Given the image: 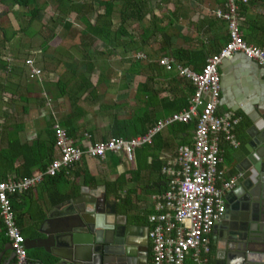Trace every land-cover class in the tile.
<instances>
[{
	"label": "crops",
	"instance_id": "1",
	"mask_svg": "<svg viewBox=\"0 0 264 264\" xmlns=\"http://www.w3.org/2000/svg\"><path fill=\"white\" fill-rule=\"evenodd\" d=\"M55 1L34 0L38 13L30 23L29 9L0 2V19L8 26L0 27L1 181L32 176L57 158L51 132L54 123L67 130L76 145L104 141L113 137V123L138 112L146 96L148 110L157 112L159 100H172L176 92L185 91L187 85L165 82L155 70L129 74L131 65H155L158 59L166 58L175 66L199 72L205 59L227 42L224 22L213 16L223 0H111L112 26L98 28L103 30L100 33H109L105 39L94 35L98 29L93 25L96 15L104 14L108 0H88L92 10L84 13L82 20L67 17L69 26L58 21L61 15ZM119 14H142V19L126 20L119 26ZM238 30L246 45L264 50V0H247L240 5ZM26 60H32L33 67L40 71L39 78H28ZM218 77L216 113H229L237 120L233 129L236 146L219 143L217 167L222 180H227L236 176L235 166L249 142L252 120L264 115V80L257 65L240 53L219 64ZM129 97L133 107L124 101ZM165 129L161 131L163 135ZM191 133L187 134L188 144ZM177 147L160 150L155 163L136 148L131 162L109 154L102 161L82 159L60 179L43 177L30 190L13 197V215L21 236L24 240L42 238L39 230L46 214L58 204H50V195L70 198L79 189L88 195L104 194L105 200L114 203L117 214L126 216L128 224L138 229L145 224L149 228L147 216L152 213V198L160 195L163 188L161 168L171 163ZM24 160L33 163L29 176L22 175ZM157 163L159 173L155 171ZM120 178L125 183L118 194L124 196L123 203L106 195L104 187V183L112 184ZM216 187L220 189L221 181ZM227 192L222 195L224 206ZM40 214L44 215L42 221ZM1 234L0 223V252L8 243L1 242ZM223 234L222 230L208 234L207 264H222L214 253ZM35 253L44 254L41 249L26 251L31 264H37ZM8 255L4 253L0 263Z\"/></svg>",
	"mask_w": 264,
	"mask_h": 264
},
{
	"label": "built area",
	"instance_id": "2",
	"mask_svg": "<svg viewBox=\"0 0 264 264\" xmlns=\"http://www.w3.org/2000/svg\"><path fill=\"white\" fill-rule=\"evenodd\" d=\"M247 0H223L220 9L213 11L216 20L227 30V42L215 54L207 57L199 72L175 66L166 58L157 63L167 72H175L187 80L193 92L184 110L153 124L144 135L129 140L110 137L104 141L76 145L57 123L51 126L53 146L57 158L42 171L16 181H0V223L13 253L12 264H24L26 250L10 207V197L27 192L41 182L43 177L53 178L66 174L82 159L102 161L107 155L121 156L132 161L136 148L151 144L152 137L174 123L194 122L191 143L176 148L171 163L161 168L166 179L165 191L152 198V213L147 216V239L150 257L146 264H207L209 253L207 236L224 213L222 195L235 186V177L222 180L218 170L219 143L234 148L233 129L237 120L229 113H216L219 92L218 66L236 53L254 62L264 80V50L245 44L238 30L240 5ZM28 78L37 79L40 71L26 60ZM221 181L218 189L216 183Z\"/></svg>",
	"mask_w": 264,
	"mask_h": 264
},
{
	"label": "water",
	"instance_id": "3",
	"mask_svg": "<svg viewBox=\"0 0 264 264\" xmlns=\"http://www.w3.org/2000/svg\"><path fill=\"white\" fill-rule=\"evenodd\" d=\"M250 130L235 166L236 186L224 196V213L211 229L213 234L224 232L214 253L222 264H264V115L252 120ZM137 229L117 214L104 194L79 189L76 196L49 209L39 230L42 238L24 240V248L41 249L53 264H138ZM6 252L0 264L13 262L8 243L0 259ZM24 264L31 262L26 258Z\"/></svg>",
	"mask_w": 264,
	"mask_h": 264
},
{
	"label": "trees",
	"instance_id": "4",
	"mask_svg": "<svg viewBox=\"0 0 264 264\" xmlns=\"http://www.w3.org/2000/svg\"><path fill=\"white\" fill-rule=\"evenodd\" d=\"M1 3H4L5 5L9 6H18L21 8H27L29 9L28 16V23H30L37 15L38 10L34 6V0H0ZM56 9L60 13V17L58 18V21H60L61 25L63 26H69V22L66 21V18H70V20H75L76 18L78 20H82V17H84L86 12L92 10L91 8V1L88 0H81L79 2H71L70 0H56ZM111 0H108L104 4L105 12L101 15H96L94 27L98 28H104L107 29L112 26L111 24V18L112 14L109 13V6H111ZM98 4H100L98 2ZM83 13V14H79ZM120 23L119 26H123L126 20H136L140 21L142 19V14H119ZM84 22V21H83ZM100 31L103 32V30L98 29L97 33H94L95 36L99 38L103 37H109V33H100ZM99 32V33H98ZM105 39V38H103ZM192 62V60L190 61ZM149 70H155L157 75L161 77V79L165 82L174 83L176 85H187L185 88V91H178L173 96L172 100H168L167 98L159 100L156 105H160L159 110L157 112H150L149 109V101L148 97L146 96L145 100L142 99V106L138 112H134L130 116H127L123 120H116L111 129V134L115 138H121L123 140H129L135 136H141L146 133V130L151 127L158 119L164 116H168L174 112L180 111L187 107V100L189 96L193 92V88L190 85V83L183 78H179L176 75L169 73L167 71H164L162 67H160L157 64H145V65H131V67L128 69L129 74L133 73H144L147 74V71ZM146 88V86H143L142 89ZM153 108V106H152ZM194 126V122H189L187 124L182 123H174L170 126H168L163 132H160L152 137L151 145L150 146H142L139 148L145 155L151 157V160H153L152 163H155L157 154L162 149H167L170 146L173 145L179 146V145H189L187 137L188 133L192 131ZM67 136L70 137L69 132L66 130ZM33 163H27L24 160V163L21 166V170L23 172V176H29L30 169L32 167ZM137 166V161L136 164ZM46 166H44L42 169H44ZM160 170V163H157V168L155 169L156 172L159 173ZM63 173L57 174L53 178H49L50 180H55V178L60 179ZM161 183H162V189L159 190V193L162 194L166 189V180L161 175ZM1 181V180H0ZM124 182L122 181V178L119 180H116L112 184L104 183L106 195H112L116 201L119 203L124 202V196L120 197L118 194L121 191L122 187L124 186ZM13 197H10V207L12 212H14L13 209ZM64 198H67V196H60L58 198V195H50V204H57L61 201H63ZM40 221L43 220L44 215L40 214L39 216ZM14 222L16 226L18 227V222L16 219H14ZM2 227V225H1ZM21 234V232H20ZM1 242H7V238L4 236V229L2 228V234H1ZM33 259L37 260L41 264H53L54 260L53 258L44 255V254H34Z\"/></svg>",
	"mask_w": 264,
	"mask_h": 264
},
{
	"label": "flooded vegetation",
	"instance_id": "5",
	"mask_svg": "<svg viewBox=\"0 0 264 264\" xmlns=\"http://www.w3.org/2000/svg\"><path fill=\"white\" fill-rule=\"evenodd\" d=\"M147 232L148 228L147 226H145V224L140 229H137L138 236L136 240L141 244L140 250L136 251V254L138 256L136 262H138V264H146L150 257V243L147 239Z\"/></svg>",
	"mask_w": 264,
	"mask_h": 264
},
{
	"label": "rangeland",
	"instance_id": "6",
	"mask_svg": "<svg viewBox=\"0 0 264 264\" xmlns=\"http://www.w3.org/2000/svg\"><path fill=\"white\" fill-rule=\"evenodd\" d=\"M0 27H8L7 26V21H5V20H1L0 19ZM118 101H121V100H118ZM125 102H129L130 104H131V106L133 107V104H132V101H131V98L129 97V98H126L125 100H124Z\"/></svg>",
	"mask_w": 264,
	"mask_h": 264
}]
</instances>
